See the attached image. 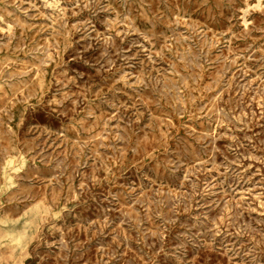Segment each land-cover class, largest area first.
Returning <instances> with one entry per match:
<instances>
[{"label": "rangeland", "instance_id": "rangeland-1", "mask_svg": "<svg viewBox=\"0 0 264 264\" xmlns=\"http://www.w3.org/2000/svg\"><path fill=\"white\" fill-rule=\"evenodd\" d=\"M0 264H264V0H0Z\"/></svg>", "mask_w": 264, "mask_h": 264}]
</instances>
